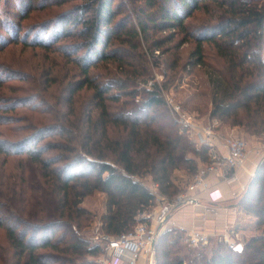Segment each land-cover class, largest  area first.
Returning <instances> with one entry per match:
<instances>
[{"label": "trees", "instance_id": "16d2710c", "mask_svg": "<svg viewBox=\"0 0 264 264\" xmlns=\"http://www.w3.org/2000/svg\"><path fill=\"white\" fill-rule=\"evenodd\" d=\"M53 8L19 37L32 11ZM35 29L41 37L28 39ZM16 42L43 50V94L0 96V264H99L100 247L77 234L90 217L86 196L104 194L101 230L118 235L154 205L139 177L172 198L184 190L175 171H201L206 147L179 129L157 85L146 87L154 65L164 64L167 89L178 71L201 69L210 116L264 134L263 0H0V51ZM11 80L34 83L1 65L0 86ZM12 157L20 160L7 171ZM240 202L264 226V162ZM180 242L165 230L155 261L264 264V234L196 255L179 253Z\"/></svg>", "mask_w": 264, "mask_h": 264}, {"label": "rangeland", "instance_id": "374dc122", "mask_svg": "<svg viewBox=\"0 0 264 264\" xmlns=\"http://www.w3.org/2000/svg\"><path fill=\"white\" fill-rule=\"evenodd\" d=\"M55 9H60V8H53V10L49 12L36 11V10L32 11L30 15L22 21L21 25L24 29L20 32L19 37H21L24 34L25 30L26 32L29 30L28 29L29 26H34V27L38 26L39 23H41V20L48 17L49 15L48 13L54 15L53 13H55ZM5 14L6 13L4 12L3 15L5 16ZM10 16L11 18H13L12 15ZM14 21L17 22L16 19ZM38 31H39L38 29H35L33 32L30 30L28 32L29 33L28 39H35L41 37V35L38 36L37 34H35ZM187 49H188L187 46H184V48L182 49L181 56L184 59L186 57ZM43 54H44L43 50H41L40 48L26 47L25 45L23 46L19 42H16L15 44H10L7 47H5L3 50H1L0 66L3 65L7 69H12L17 71V73L21 74L22 79H28L30 77V79L34 80V83L31 86H28L23 84L24 82H22L21 80H11L8 82L6 81L3 83L5 85L0 86V96H7L13 98L25 97L22 95H26V93H29L33 96L37 95L38 97L39 93L43 94V91L41 92V79H40L41 69L45 65V63L43 62L44 59ZM156 55L159 54L157 53ZM163 58L161 59L163 60ZM151 71L153 78L149 79L148 81L150 80L154 81L153 83H155L157 87L160 89L162 96L166 94V93L163 94V92H167L170 96L173 97L174 100L181 103L182 107L185 110L196 114L200 121H206L207 119L211 118L210 111L212 109V104L210 101V88L207 84V81L201 69L196 68L189 74L187 73V70L181 73L180 71H178L177 76L181 75V78L178 81V77H177V79L174 81V84L168 89L165 88L163 84L165 80L164 64L161 63L152 66ZM44 85L47 87L48 83L46 82L44 83ZM44 95H46V93H44ZM45 101L49 102V100H45ZM22 113L23 110H18L16 112V115ZM27 116H29V112L26 113L25 117ZM31 122L33 126L37 125L35 124V121H31ZM228 122L230 121H225V122L221 121L223 130L225 129L229 130L230 128L235 127L236 132H238V134H240L245 139L248 145V149L251 151L250 156H251L252 165L251 168L249 169V173L246 174L240 182L243 186V189H240V186L237 185L239 190L238 191H232V189L228 190L227 195H225L226 197L220 206H217L216 208H212V207H208L205 203H202L199 211L201 213L207 212L208 214L213 215L214 217L218 216L219 214L227 213V211L229 210L233 211L234 217H232V220L231 219L229 220V223L231 225L230 227H232V229H230L229 227H224L223 229L224 232H219L218 234L216 233L213 237H210L211 242L207 245L198 246V247H187L186 245L180 242L181 247L182 246L183 247H182V251L181 252L179 251V253H185L186 248L190 249L189 251L192 252V255L199 254L200 252L209 253L218 245L219 242H226L224 240V237L225 238L228 237V239L230 238L234 239V241L236 242L242 240V237L244 236L250 237L251 235L264 234V226L255 227L254 225L255 218L251 215L242 212V204L240 202V200L243 198L244 194L246 193L251 183V180L254 176L255 168L260 165V161H258L257 158L259 157V155L264 154V134H259V135L252 134L247 132L243 126H239V125L231 126L229 125ZM24 124L27 125L26 127H29L27 122H23V125ZM5 128L7 127H4V130ZM1 129H3L2 126H0V130ZM254 151H258L259 155L255 154ZM19 160L20 159L15 157L8 158L7 163L5 165L6 170L7 171L13 170ZM0 162H1V158H0ZM198 166L199 169L204 168V164L202 165L198 163ZM251 172L253 173L251 174ZM173 177L174 179L176 178V183H179V185L183 186L185 189L186 185L190 182L192 176L190 175V173H188L185 170H177L173 173ZM138 179L146 186V188L149 191H152L154 183L153 181H151L150 177H148L145 174L144 176L139 177ZM104 199H105L104 194L99 192H94L93 194L86 196L83 199V201L81 202V206L90 212V217H89V221L84 223L82 227L77 230L78 236L89 241L91 245H98L100 247L101 252L93 259L94 262H99V264H104V259L106 255L104 251L105 243L96 237L98 232L96 229V224L100 222L99 216L101 215V212L103 211L104 208ZM165 199L171 200V198H165ZM159 205L160 203H158L157 198L155 197L154 205H153L154 207L153 206L150 207L149 210L147 211L152 212L153 210H159ZM146 220L149 221V219ZM237 227L238 229L242 227L246 228V231L236 232L235 229ZM169 229H173V228L168 227L159 230L156 244L159 236L165 230H169ZM225 229H229V230H225ZM230 230H232L233 232H231ZM177 232L179 234L178 230ZM158 261L159 260L156 259L155 261L154 259V264H159L161 262ZM187 264H189V262H187Z\"/></svg>", "mask_w": 264, "mask_h": 264}, {"label": "built area", "instance_id": "2783aa9c", "mask_svg": "<svg viewBox=\"0 0 264 264\" xmlns=\"http://www.w3.org/2000/svg\"><path fill=\"white\" fill-rule=\"evenodd\" d=\"M153 82L152 80L148 81L146 87H152ZM163 94L166 107L179 129L196 147H206L204 169L196 173L185 189L172 197L171 200H166L165 197L159 195L157 186L153 184L151 192L155 193L157 201L160 203L159 210L141 214L139 218L143 220L138 221L131 230L111 235L102 231L101 223L98 222L96 237L105 243L104 264H136L138 260H142L146 264H154L155 244L159 230L165 221V214L170 213L186 200L189 203L197 204L198 198L201 196L210 203L224 199L225 194L220 186L212 184L210 181L213 177L220 179V182L237 183L240 189H243L240 182L251 168V151L248 149L245 139L236 132L235 127L223 130L221 120L217 117L200 121L196 114L185 110L182 104L174 100L167 92H163ZM254 152L259 155L258 151ZM257 159L260 163L264 162V154L259 155ZM248 162L249 168H247ZM146 219L149 221L151 219L152 222ZM228 224L225 227L232 229L230 223ZM178 230L181 243L187 247L203 246L210 242V235L203 229L194 226H180ZM224 240L231 246H235L237 243L228 237H224Z\"/></svg>", "mask_w": 264, "mask_h": 264}, {"label": "crops", "instance_id": "0c3cea01", "mask_svg": "<svg viewBox=\"0 0 264 264\" xmlns=\"http://www.w3.org/2000/svg\"><path fill=\"white\" fill-rule=\"evenodd\" d=\"M249 167L250 165L248 162L247 168ZM203 169H201V171ZM210 181L212 182V184H218L225 195H227V192L230 189H232V191L239 190L237 183L228 184L220 182V179L214 177L211 178ZM224 199L216 203H210L203 196H201L198 198L197 204L188 203L181 205L176 209H173L170 213L165 214V221L163 222L161 229L172 227L173 229L178 230V227L180 226H194L195 228L203 229L204 231H206L210 235V237H213L216 233L218 234L219 232H224V227L229 223V220H232V217H234L233 211L229 210L227 211V213L219 214L216 217L208 214L207 212L201 213L199 211L202 203H205L208 207L216 208L217 206H220L222 204ZM136 264H145V262L142 260H138Z\"/></svg>", "mask_w": 264, "mask_h": 264}, {"label": "water", "instance_id": "95a60500", "mask_svg": "<svg viewBox=\"0 0 264 264\" xmlns=\"http://www.w3.org/2000/svg\"><path fill=\"white\" fill-rule=\"evenodd\" d=\"M257 169H258V166L256 167L255 172L257 171ZM255 172H254V174H255ZM188 203H189L188 200L183 201L181 204L178 205V207L181 206V205H184V204H188ZM241 246H242V245L239 243V244L236 245V248H237V249H241Z\"/></svg>", "mask_w": 264, "mask_h": 264}, {"label": "clouds", "instance_id": "9594fccd", "mask_svg": "<svg viewBox=\"0 0 264 264\" xmlns=\"http://www.w3.org/2000/svg\"><path fill=\"white\" fill-rule=\"evenodd\" d=\"M215 198V197H214Z\"/></svg>", "mask_w": 264, "mask_h": 264}]
</instances>
